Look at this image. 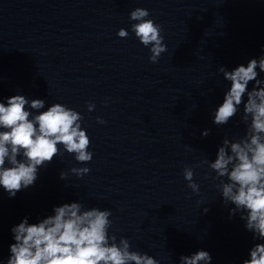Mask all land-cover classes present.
Here are the masks:
<instances>
[{"label": "clouds", "instance_id": "9594fccd", "mask_svg": "<svg viewBox=\"0 0 264 264\" xmlns=\"http://www.w3.org/2000/svg\"><path fill=\"white\" fill-rule=\"evenodd\" d=\"M149 16L147 9L139 7L129 13L130 20L136 21L131 31L142 45L150 47L149 60L156 63L167 47L161 26ZM117 35L127 38L129 33L121 28ZM257 69L264 72V55L231 71L223 66L218 68L231 85L214 112L213 122L217 126L226 125L243 103L241 123L247 127L245 135L237 141L225 137L216 159L202 163L208 164L216 174L214 179L220 180L217 188L225 205H234L230 215L240 213L246 229L254 234L253 239L264 241V80L258 79ZM250 82L254 86L249 91ZM44 107L43 99L28 100L23 95L0 102V186L10 198L34 185L39 168L63 155L61 145L79 163L92 160L93 153L88 150L91 140L81 126V113L60 103L39 111ZM94 107L92 103L87 105L88 111ZM97 122L105 123L99 117ZM208 134L205 130L202 136ZM70 171L82 176L90 169L74 167ZM66 176L64 171L60 173L61 179ZM183 176L188 187L198 193L193 170L186 166ZM53 213L32 224L25 217L11 229L15 242L9 246L7 264H159L147 253L131 250L128 239L120 238L117 243V236L109 232L113 222L108 209H85L81 202H72L55 206ZM249 256L242 264H264V243L255 244ZM179 259L180 264H210L212 257L209 252L199 250Z\"/></svg>", "mask_w": 264, "mask_h": 264}]
</instances>
